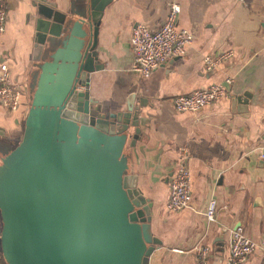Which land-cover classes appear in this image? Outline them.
I'll list each match as a JSON object with an SVG mask.
<instances>
[{
  "label": "crops",
  "instance_id": "crops-1",
  "mask_svg": "<svg viewBox=\"0 0 264 264\" xmlns=\"http://www.w3.org/2000/svg\"><path fill=\"white\" fill-rule=\"evenodd\" d=\"M5 29L0 33V62L23 89V104H0V147L21 139L29 108L27 92L36 21L47 11L76 17L83 0H4ZM180 5L177 27L190 30L193 45L157 65L148 76L130 69L131 28L141 22L156 29L168 3ZM96 50L103 64L90 73V97L115 110L125 99L141 97L139 137L125 146L136 186L152 201L151 231L160 240L149 264H197V246L211 250L207 264H224L230 229L240 226L258 246L241 264H264V0H109L98 25ZM229 53L206 70L204 55ZM230 78L231 81H227ZM224 93L196 110L179 111L176 95L210 83ZM245 92L248 101L238 100ZM130 131H133L131 127ZM187 147L191 205L168 211L170 177ZM214 197V219L204 214ZM1 228V219H0ZM1 251V250H0Z\"/></svg>",
  "mask_w": 264,
  "mask_h": 264
},
{
  "label": "water",
  "instance_id": "water-1",
  "mask_svg": "<svg viewBox=\"0 0 264 264\" xmlns=\"http://www.w3.org/2000/svg\"><path fill=\"white\" fill-rule=\"evenodd\" d=\"M108 1L83 0L76 17L47 11L36 21L22 137L0 151L7 264H149L160 244L125 148L139 137L145 98L131 94L110 110L88 91L90 73L103 67L96 43Z\"/></svg>",
  "mask_w": 264,
  "mask_h": 264
},
{
  "label": "built area",
  "instance_id": "built-area-1",
  "mask_svg": "<svg viewBox=\"0 0 264 264\" xmlns=\"http://www.w3.org/2000/svg\"><path fill=\"white\" fill-rule=\"evenodd\" d=\"M180 12V5L176 1L168 3V10L162 23L156 29H150L141 22H135L131 28L130 44L133 59L130 69L143 76L159 64L168 59L182 55L193 45V33L184 28H178L176 21ZM7 6L0 0V33L5 29ZM229 53L217 55L207 54L203 57L206 70L212 69L223 57ZM227 81H231L227 78ZM224 93L222 83H210L204 88H199L187 94L176 95L173 98L174 106L179 111L196 110L207 104L213 103ZM23 89L11 75L9 65L0 62V104L10 110H16L23 104ZM187 147L179 149V162L169 181V195L165 202L168 211H178L188 207L192 202L191 176L184 159L187 156ZM264 156V154H262ZM216 199L208 200L205 216L208 220L214 219ZM258 246V243L249 237L240 226H235L229 231L228 250L224 264H241ZM197 264H207L210 246L207 244L197 246Z\"/></svg>",
  "mask_w": 264,
  "mask_h": 264
},
{
  "label": "rangeland",
  "instance_id": "rangeland-1",
  "mask_svg": "<svg viewBox=\"0 0 264 264\" xmlns=\"http://www.w3.org/2000/svg\"><path fill=\"white\" fill-rule=\"evenodd\" d=\"M27 97H28V103H30V92L29 91L27 92ZM2 146H3V148L0 147V151L2 153L8 151V149L10 147V145L8 146V145H3V144H2Z\"/></svg>",
  "mask_w": 264,
  "mask_h": 264
},
{
  "label": "trees",
  "instance_id": "trees-1",
  "mask_svg": "<svg viewBox=\"0 0 264 264\" xmlns=\"http://www.w3.org/2000/svg\"><path fill=\"white\" fill-rule=\"evenodd\" d=\"M0 264H7L4 257L2 256L1 251H0Z\"/></svg>",
  "mask_w": 264,
  "mask_h": 264
}]
</instances>
